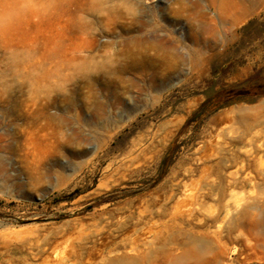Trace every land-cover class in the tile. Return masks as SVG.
<instances>
[{"label":"rangeland","instance_id":"1","mask_svg":"<svg viewBox=\"0 0 264 264\" xmlns=\"http://www.w3.org/2000/svg\"><path fill=\"white\" fill-rule=\"evenodd\" d=\"M152 32L176 72L89 86ZM256 82L264 0H0V264H264Z\"/></svg>","mask_w":264,"mask_h":264},{"label":"bare ground","instance_id":"2","mask_svg":"<svg viewBox=\"0 0 264 264\" xmlns=\"http://www.w3.org/2000/svg\"><path fill=\"white\" fill-rule=\"evenodd\" d=\"M138 25L140 26L139 29L143 28V26L140 22H138ZM121 30H122V28H121ZM122 31L128 33L129 29L126 28V29H123ZM153 32H155V30H153ZM153 32H152V39L150 38V36L147 37L143 34L137 35V36H126V38H124V40L122 42H120L121 48L118 49L117 53H115L117 56L116 59L115 60H113V59L109 60L107 58V60H105V62L103 63V67L104 66L107 67V69L104 70L106 72L103 73V71H102L100 75H98L97 77H93L90 81L89 86H92L95 83H101L102 86H105V84L111 82V80L115 81L116 79L118 81H122L125 79L128 71L131 68H133L139 64H142V67H146V68L148 67V68L153 70L152 78L155 81H158V80L164 81L165 78H167L170 73L176 72L177 63L179 61L183 60L182 55L176 53L175 51L170 52L169 54H166V55L163 53L151 55L147 52L148 49H150L151 47L153 49H155V47L161 46V40L159 38H156L155 33H153ZM102 51L107 52L105 48ZM111 62L114 63V65L110 64ZM66 103L68 106L71 105V101H68ZM68 109H69V107H68ZM66 112H67L66 107H63L60 116H54L51 118V120L55 126L57 125L59 127V125L61 126V125H63L64 122L67 121L66 117H65ZM252 137H253V135H252ZM263 141H261L262 144H264ZM216 143L222 144V145H230L231 144V141H229V139L225 136L224 130L217 132V134L215 135V144ZM262 144H260V145H262ZM136 145H137V143H136ZM129 155H125V156L129 157ZM228 161H229L228 156H225V157L223 156L220 159L219 163H221L222 166L226 167V162H228ZM122 163H123V161H122ZM108 168H110V167H108ZM237 174H238V170H236L235 172H232V171L226 172L225 177L227 178L228 181L231 180L232 182H234V181H236L237 176L239 177V175H237Z\"/></svg>","mask_w":264,"mask_h":264},{"label":"trees","instance_id":"3","mask_svg":"<svg viewBox=\"0 0 264 264\" xmlns=\"http://www.w3.org/2000/svg\"><path fill=\"white\" fill-rule=\"evenodd\" d=\"M251 23V22H250ZM251 82V80H249ZM227 98L231 100L232 98H236L238 96H253V95H264V82H256L252 83L247 88H230L227 90Z\"/></svg>","mask_w":264,"mask_h":264}]
</instances>
